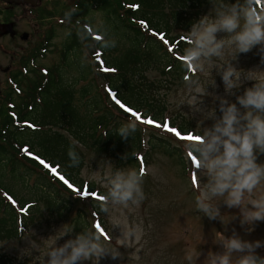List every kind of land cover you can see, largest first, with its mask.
Instances as JSON below:
<instances>
[{
  "label": "trees",
  "instance_id": "1",
  "mask_svg": "<svg viewBox=\"0 0 264 264\" xmlns=\"http://www.w3.org/2000/svg\"><path fill=\"white\" fill-rule=\"evenodd\" d=\"M208 2L93 0V11L100 10L105 17L97 27L89 16L92 12H86L90 3L81 1L83 9L71 18L76 27H70L63 41L60 61L45 68L35 67V76L16 81L0 101V241L20 238L30 228L68 219L77 233L82 231L85 213L77 210L70 216L71 210L78 206L76 202L94 206L97 199L90 192L103 189L82 177L83 162L79 168L69 167L72 146L80 155L82 146L108 154L119 165L134 164L137 170L149 164V156L158 147L172 157H184L181 148L159 138L156 126L174 127L183 137L196 125L184 116L171 114L159 97L169 88L152 75L183 80L180 55L186 45L179 38L180 31L190 30L193 17H201ZM78 20L101 31L107 29L116 40L115 47L104 49L95 37L81 42ZM51 37L40 47L42 56ZM82 51L90 57L87 66L79 61ZM129 108L139 117L138 130L125 139L114 129L137 118L127 111ZM149 118L153 124L144 122ZM175 143L184 146L183 141ZM181 164L185 172L186 162ZM52 167L57 173L51 172ZM61 175L71 188L60 180ZM6 176L11 184L5 182ZM17 183L23 192L13 188ZM0 264L37 261L29 257L15 260L0 253Z\"/></svg>",
  "mask_w": 264,
  "mask_h": 264
},
{
  "label": "clouds",
  "instance_id": "2",
  "mask_svg": "<svg viewBox=\"0 0 264 264\" xmlns=\"http://www.w3.org/2000/svg\"><path fill=\"white\" fill-rule=\"evenodd\" d=\"M210 2L213 7L208 14L195 20L190 30L180 31L179 38L186 45L180 55L186 91L177 106L187 104L192 114L202 115L197 127L183 136V150L186 161L195 169L192 182L198 193L196 210L210 221L219 218L227 225L234 217L221 213L222 202L229 209H239L240 225L248 226L246 230L251 232L257 221H264V162H258V156L264 154V70L238 69L232 61L239 53H248L259 45L261 63L264 64V0ZM76 8L78 5L65 13V21L71 22ZM77 24L81 25L77 31L81 42L99 37L104 49L115 47L116 40L103 26L101 31L91 23L81 24L78 20ZM218 33L225 35L218 38ZM213 69L221 76L227 95H235L234 90L244 81L255 83L236 96V102H230L227 95L209 93L208 86H216ZM201 76L205 78L204 82ZM208 95L219 100L220 116L215 107H203L204 97ZM208 119L214 121L213 124L202 127L203 121ZM137 130L138 118H130L114 129L125 139ZM133 154L138 155L136 151ZM68 157L69 167L81 166L82 157L75 146L69 148ZM146 174L144 167L138 170L116 167L111 161L101 160L91 177V181L104 189L94 204L93 215L96 212L102 214L107 226L93 221L61 245L57 241L73 229L61 231L62 226L55 235L39 241L33 239L34 232L21 235L28 245L21 256L38 253L34 256L37 264H83L84 261L100 264L103 258L123 259L124 254L120 251L123 247L134 249L127 254L129 264L139 259L137 253L146 229L144 221L135 218L134 214L146 199L143 189ZM117 228L119 235L115 236L113 244V232ZM53 236H57L56 240L47 245V251H42L43 242ZM213 243L222 251L210 250L204 260L207 264H264V256L257 252L258 248H264V241L245 240L233 230L231 236L215 231ZM200 255L198 249H189L184 259L187 264H196Z\"/></svg>",
  "mask_w": 264,
  "mask_h": 264
},
{
  "label": "rangeland",
  "instance_id": "3",
  "mask_svg": "<svg viewBox=\"0 0 264 264\" xmlns=\"http://www.w3.org/2000/svg\"><path fill=\"white\" fill-rule=\"evenodd\" d=\"M44 1L50 4V6L53 5V1L55 2V0ZM208 1L207 7L203 9L204 13L202 16L208 14L210 9L213 7L210 0ZM231 2L235 3V0H231ZM19 9L20 8L13 7L3 11V13L0 14V26L3 31L10 26L12 22L11 18H13L14 22L16 23L13 25V27H15L14 32L18 31L16 34H21L24 30L27 31L30 28L29 26L34 23V20L31 18V16H21ZM45 11V16L47 18L50 17L51 13L53 12L52 8H49ZM10 13L16 14V18H14V16L8 17ZM89 16L93 19V22L97 27L104 23L105 17L103 12L100 10H94ZM64 17L65 13L59 12L57 16H52V18L46 19L44 23L45 29L41 32L40 36L33 44L36 45L39 43L41 35L43 33H47L49 35L52 29L53 37L49 39L48 48L44 57H39L36 59L37 65L50 66L53 63L60 61V50L63 46V41L68 37L70 33V27H76L73 21L69 23L64 20ZM5 18L6 20H4ZM199 18L200 15L197 14L196 17H193V20L195 21ZM223 35L225 34L218 33V38L222 37ZM5 37H3L0 43V90L7 87V72H5L7 65L12 64V62H15L16 60L15 55L12 54L14 48L11 46V44L13 45L15 43L12 42L9 44L7 42L8 37ZM1 46L7 49L8 52H5V50L1 49ZM29 47L30 46H28V48ZM259 48L260 46L258 45L248 53H239L237 59L233 60L232 63L238 69L264 70V64L261 63V53ZM81 57L82 59H79V61H81L84 66H87L90 61V57L87 56L85 51H82ZM29 69H32V67L29 66ZM16 71H18V68H16ZM33 76L35 75H33L32 70V73L29 75V77ZM152 76L157 77L158 81H161L168 86L169 89H166L164 92L160 93L161 95L159 97L165 101L164 103L168 106L171 114L178 115L180 117L184 116L186 119H190L193 123H195L197 127L198 123H200L202 119L201 113L192 114L191 109L187 104L181 105L180 108L177 106L182 95L186 91L184 81L171 80L160 76L158 73H154ZM212 77L215 80L216 86L213 87L210 84L208 86L209 93L216 96L227 95L221 76L217 74L215 69H213ZM200 78L201 81L204 82L205 78L203 76ZM254 83L255 81H244L239 89L234 90L235 95H227V98L230 102H236V96L242 95L244 90L248 87H251ZM14 95L16 96V94ZM214 95H208L204 97L203 107L206 109L215 107L217 116H220L222 113L219 109V100H214ZM16 98L18 99V97ZM2 99L3 95L0 91V101ZM213 122L214 121L211 119L204 120L201 126L209 127L213 124ZM156 127L159 129V138H163L166 140L165 142L171 146L172 144L178 146L184 153V146L182 147L180 143H175V141H183L184 145V140L181 138V135L178 136L175 132H170L168 130L169 128L174 127L166 128L162 125H157ZM81 150L83 152V154L81 153L83 159L81 175L85 180L91 181V177L95 170H98L101 160L111 161L116 167H131L137 169L136 165L131 163H128L126 166L119 165V161L108 154H98L94 151L85 149L82 146ZM183 158L172 157L169 154L167 155L165 149L161 147L156 148L149 156V164L145 169L147 174L144 177L143 184L146 199L134 214L135 218L142 219L144 221L146 235L141 246H139L140 251L137 253L139 259L131 261V264H187L184 256L186 250L189 249H198V251L201 253L196 264H207V262L204 260L206 259L210 250L222 251V248L219 245L213 243L215 231H221L224 232L226 236H231L233 230H235L245 240H250L253 242L256 240L264 241V221H257L252 226L253 230L248 232L246 230L248 226L242 227L240 225L239 209L237 208L229 209L221 202V213L234 217L233 219H230L227 225L221 223L219 218H217L215 221H210L207 216H203L202 213L196 210L195 196L198 195V193L195 191L192 182V173L195 169L194 165H191L188 161H186L185 155ZM139 160L141 161L142 157H140ZM182 161L186 162L187 168L185 172L181 164ZM258 162H264V154L258 156ZM4 180L7 184L12 183L9 176H6ZM97 186V189H100L98 184ZM13 188L23 192L21 190L20 184L18 183L17 185H14ZM100 190L98 191L101 194L102 190ZM93 198L97 199L95 197ZM75 204L78 206L74 210H71L70 216L75 215L77 210L84 212L86 216L84 226H90L93 221L100 222L102 225L107 226L106 218L103 215L100 217L97 212L95 215H93V212L96 211L94 206H84L81 204V202H76ZM72 207L74 208V206ZM227 218L228 217L226 216L225 219L227 220ZM62 226L63 228L61 231L65 229H73V232L60 238L57 241L58 245L63 244L69 238H74L75 235L79 233L75 231L70 219H68L59 222L52 221L41 227L30 228L25 231L23 235L28 236L34 232L35 235L33 236V239H37L39 241L40 238L46 239L49 236L55 235ZM58 235L59 233H57V236ZM118 235L119 229L117 228L113 232V244L115 243V236ZM57 236H53L51 239L44 241L43 243L45 246L42 248V251H47V245L53 243ZM27 246V242L22 237L1 240L0 253H4L8 255V257H12L15 260H23L24 258L29 257L36 261V257L34 256L38 255V253H33L31 256H21L22 250ZM120 251L124 254L123 259L118 258L113 260L110 257L103 258L101 259L100 264H129L127 254L131 251H134V249H125L121 247ZM257 252L259 255L264 256V248H258ZM83 264H92V262L84 261Z\"/></svg>",
  "mask_w": 264,
  "mask_h": 264
},
{
  "label": "flooded vegetation",
  "instance_id": "4",
  "mask_svg": "<svg viewBox=\"0 0 264 264\" xmlns=\"http://www.w3.org/2000/svg\"><path fill=\"white\" fill-rule=\"evenodd\" d=\"M81 1L82 0H55V2H52L53 5L50 6V4H48L44 0H0V14H2L3 11H6L7 9L17 7L20 8L19 10L21 16H31V18H33L34 20V23L29 26L30 28L27 31L24 30L21 34H16L18 31L14 32L15 27H13V25L16 23L14 22L13 18H11L12 22L6 30L3 31L0 26V43L5 36L8 37L7 42L9 44H11L12 42L15 43L13 45L11 44V46H13L14 48L12 54L15 55L16 60L15 62H12V64H8L7 68L5 69V72H7L6 83L9 82L13 74L20 72L19 70L16 71V68H18L19 64H24L32 61L34 48H38L44 41L43 38L45 34L43 33L40 37V42L36 45L33 44L35 40L40 36L41 32L45 29L44 23L46 19L52 18V16H57L59 12L66 13L77 5L78 8H76V14H80L83 9ZM87 1L88 3H90V7L88 8V10H86V12H93V0ZM49 8H52L53 12L51 13L50 17L47 18L45 16V10ZM10 16H14V18H16V14L10 13L8 17ZM6 18L4 20H6ZM28 46L30 47L28 48ZM1 49L5 50V52H8V50L3 48L2 46Z\"/></svg>",
  "mask_w": 264,
  "mask_h": 264
},
{
  "label": "snow or ice",
  "instance_id": "5",
  "mask_svg": "<svg viewBox=\"0 0 264 264\" xmlns=\"http://www.w3.org/2000/svg\"><path fill=\"white\" fill-rule=\"evenodd\" d=\"M97 39H99V37H97ZM108 69H105V71H107ZM113 98L115 99V95L113 96ZM122 109L124 108V105L123 104H121L120 103V101L119 100H116L115 101ZM127 111L129 112V113H131L133 116H136L138 119H139V117L137 116V114L136 113H134V112H132V110L129 108V109H127ZM145 123H147V124H153V120L152 119H147V120H145L144 121ZM170 132H175L178 136L180 135V133L179 132H177V130L175 129V128H169L168 129ZM181 138H183V137H181ZM42 165H44L45 167H48V165H46L45 164V162L43 161V160H40L39 161ZM51 172L52 173H57V168H55V167H52L51 168ZM59 178H60V180L61 181H63V183L65 184V185H67L69 188H71L72 187V185L69 183V181L67 180V179H65V177L63 176V175H61V176H59ZM91 195H96V193H91Z\"/></svg>",
  "mask_w": 264,
  "mask_h": 264
}]
</instances>
